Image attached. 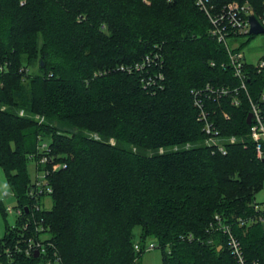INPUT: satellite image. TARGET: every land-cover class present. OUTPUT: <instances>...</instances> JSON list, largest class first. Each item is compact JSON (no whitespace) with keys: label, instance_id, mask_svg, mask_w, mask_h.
<instances>
[{"label":"trees","instance_id":"obj_1","mask_svg":"<svg viewBox=\"0 0 264 264\" xmlns=\"http://www.w3.org/2000/svg\"><path fill=\"white\" fill-rule=\"evenodd\" d=\"M249 1L263 16L264 0ZM209 28L194 0H0V166L15 207L28 215L38 202L28 195L27 160L40 138L50 151L38 154L64 165L47 175L51 206L35 210L47 252L26 255L7 226L0 263L137 264L139 226L138 242L156 240L162 264H236L218 215L246 260L264 264V222H243L264 189L246 122L250 101L264 118V80L245 61L238 106L204 100L207 84L240 86ZM154 53L155 81L145 87L146 71L126 67ZM195 99L219 135L241 138L225 142V153L205 143Z\"/></svg>","mask_w":264,"mask_h":264},{"label":"built area","instance_id":"obj_2","mask_svg":"<svg viewBox=\"0 0 264 264\" xmlns=\"http://www.w3.org/2000/svg\"><path fill=\"white\" fill-rule=\"evenodd\" d=\"M194 3L196 7L206 15L210 23V30H208L209 36L216 39L218 42L224 44L225 48L227 49L229 55V64L232 66L234 75L240 80V87L245 89V78L247 75L246 71L244 70L245 60L243 59V54L240 50L235 51L234 49L236 47H231L229 39L233 41L232 44L235 43V45H238V43L236 44L237 41L235 40L237 39V37L250 34V23L248 17L249 15L255 16V9L251 4L252 2H250L249 0H194ZM256 18L264 26V14L263 16L258 15L256 16ZM159 59L160 57L158 53L149 55L147 54L140 61L135 62L132 66L126 67V69L128 71L138 70L140 73H144L143 71L145 70L146 72L142 76L141 81L145 87L150 86L155 81V78L152 79L151 77H147L149 76L147 75V73L148 71H150L149 66L153 62H158ZM254 66L256 67L257 72L262 74L264 80V58L260 59L256 64H254ZM121 69L124 70L123 67H121ZM0 70L3 71L2 66H0ZM158 78H162L161 73H158ZM204 90L208 96L210 95V93L219 92L220 94L226 95L230 94L233 91L225 86L216 88L211 85L209 86V84L205 86ZM262 97H264V93L262 94ZM233 101H235V104L239 103L238 98L234 99ZM194 103L198 108V120L202 123L203 130H205V134L207 136L214 137V139H212V143L213 145H216L215 148L221 153H225L226 150L224 143L227 141L224 139H220L218 141L216 139L219 134L218 131L214 129L210 117H208L209 114L204 105V101L200 99H195ZM250 103V106L252 107L250 111L252 113V124L250 125V134L251 138L256 143L257 156L261 159L264 155V118H262L261 109L259 105L257 103H254L253 101H250ZM1 108L5 109L4 106H2ZM20 114L21 116L24 115V111L21 109L19 111V115ZM38 116L37 120L39 122L44 120L42 116ZM92 137L97 140H99L100 138L96 133H93ZM207 139L205 140V143L208 145L211 142ZM229 140L233 143L235 142L236 138L235 136H232ZM110 142L113 144L112 139H110ZM186 145L189 146L190 144ZM173 149H177V147H174ZM37 150L38 151L36 154L31 155L29 157L35 162V165L37 167V176L36 180L31 183L32 186L28 191V195L30 197L38 200V202L33 203L30 208L28 207L30 210L28 211V214L33 218V221L29 220L28 224H33L36 232L43 231L44 228L43 225L37 223V221L34 219L35 210L41 209V200L43 199V197H47L52 193V187L47 178L49 169L54 170L61 167L62 165L60 162L54 163L52 158H50L49 154H38V152L49 151L47 140L40 138L38 141ZM160 152H163L162 148L160 149ZM48 165L50 166V168H47ZM253 208L257 213L255 217H257L260 222H264V203L255 201L253 202ZM7 210L8 212H14L16 216L22 214L21 207H8ZM215 217V223L217 225L216 230L221 231L220 233L225 235L228 250L230 251L232 257L235 259L236 264H259L260 262L257 261L249 262L246 260L241 249L242 247L240 245V242L231 231L230 226L224 224L218 215H216ZM251 219H246L243 222L255 220V218L253 220ZM28 224H26L25 227L29 226ZM188 239H192L191 234L188 235ZM46 247L47 246L45 241H41L40 239L36 238H31V240H29L28 243L25 244L23 249H20H22V251L26 255H29L30 253L34 254L36 250L39 251V255H45V253L47 252ZM154 248H158V243L156 240L146 242L143 245L140 244L138 241L133 244V249L136 253L151 251ZM55 261L59 262V258L57 257ZM49 263L50 262H48L47 264Z\"/></svg>","mask_w":264,"mask_h":264},{"label":"rangeland","instance_id":"obj_3","mask_svg":"<svg viewBox=\"0 0 264 264\" xmlns=\"http://www.w3.org/2000/svg\"><path fill=\"white\" fill-rule=\"evenodd\" d=\"M236 41L238 42V44H240L241 42L244 43L242 45V48H241V53L243 54V59L246 62L251 63V64H256L260 59L264 58V33L256 34V35L254 34L252 37L250 36V34L242 35V36L237 37ZM229 42L231 43V47H233V48L237 47V45H235V43L232 44L233 41H231V39H229ZM237 42H236V44H237ZM216 88H219V86ZM263 93H264V90H263ZM212 96L216 99V101L223 99V102L225 101L229 105L231 104L234 106H238L239 103L235 104V101H233V100L238 98V101L240 102L241 96H242V91H241V88L239 86V88L235 87L230 94H226V95L220 94L219 92L210 93L209 96L208 95L205 96L204 100L209 101V99H211V98L213 99ZM4 108H5V106H4ZM251 108L252 107L250 106V109ZM38 115L41 116L40 114L36 113V114L32 115V117L37 120ZM224 116H226V110L224 112ZM251 124H252V118H251V123L249 125H251ZM249 132H250V129H249ZM249 135L251 137L250 133H249ZM232 136H235V135H230V136L219 135L218 137H216V139L218 141L220 139H224L227 141L226 143H232L229 140ZM235 138H237L236 139L237 141H239L241 139V138H238L237 136H235ZM206 139L211 142L208 145L213 147V150H214L215 146H216V145H213V143H212V141H213L212 139H214V137L206 136L205 140ZM186 144L189 145L190 143H186ZM186 144L184 145L185 149H189L190 147H192L191 146L192 144L189 145L190 147L187 146ZM211 147H210V149H211ZM225 150H226V148H225ZM49 151H50V149H49ZM218 152H220V151H218ZM56 153H58V152H56ZM49 156H50V158H52L53 162L55 163L56 162V160L54 159L55 154H49ZM27 173H28L29 180L31 181L30 183H33L36 180L37 167L35 165V162L30 158H28V160H27ZM0 200H1V202H0V238L3 237L6 227L9 226V227H11L12 232H14L13 237H15V238L18 237L21 241H23L24 244L28 243V241L31 240V238L40 239L41 241L48 239L49 235H48L46 230L36 232L33 224L32 225L28 224L29 220L33 221L32 216H30L29 214H28L29 215L28 216L27 214H25L23 212L21 215L16 216L14 212H8V210H7L8 207L16 208L15 206L17 205V201L15 199V195L13 194V191L11 190V187L9 186V184L6 180L5 172L1 166H0ZM255 200H256V202L264 203V189L263 188L261 189V191H259L256 194ZM41 203H42V207H45V208L50 207L51 206L50 197L49 196L43 197V199L41 200ZM13 211H14V209H13ZM254 217L255 216L253 215L248 219H251V218L254 219ZM34 219H35V217H34ZM253 219H251V220H253ZM253 222H255V220L245 222V223L251 224ZM26 224H28L29 226L25 227ZM139 231H140L139 226L134 228L135 241H139L138 240ZM149 241H155V240L152 238H148L147 241H145V242H149ZM0 264H2V263H0ZM137 264H162L161 263V249L154 248L151 251L143 252V255L141 256V258L139 259Z\"/></svg>","mask_w":264,"mask_h":264},{"label":"water","instance_id":"obj_4","mask_svg":"<svg viewBox=\"0 0 264 264\" xmlns=\"http://www.w3.org/2000/svg\"><path fill=\"white\" fill-rule=\"evenodd\" d=\"M248 19H249V23H250V31L249 32L251 35L264 33V26L258 21V19L254 15H249ZM247 117L248 118L246 119V122H247V124H250L251 118H252V113L250 112L247 115ZM262 161H264V155L262 156ZM25 210H27V208H25ZM38 255H39V251L36 250L34 253V256L37 257Z\"/></svg>","mask_w":264,"mask_h":264}]
</instances>
